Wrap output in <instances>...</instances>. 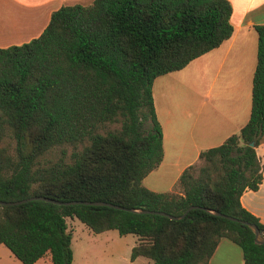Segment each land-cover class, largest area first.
<instances>
[{
    "label": "trees",
    "instance_id": "16d2710c",
    "mask_svg": "<svg viewBox=\"0 0 264 264\" xmlns=\"http://www.w3.org/2000/svg\"><path fill=\"white\" fill-rule=\"evenodd\" d=\"M228 0H91L61 4L38 35L0 46V200L43 195L57 200H105L171 214L189 204L264 223L241 205L261 168L255 146L264 139V21L256 23V61L248 118L219 144L203 148L177 177V191L141 182L160 161L161 129L151 82L227 38ZM117 127L106 128V123ZM12 139L13 152L4 144ZM249 141H253L250 145ZM68 156L40 161L56 145ZM93 232L115 229L137 241L128 257L152 264H207L224 236L245 264H264V241L239 221L192 207L181 218L108 205L29 199L0 204V243L23 264L46 252L50 264H71L65 217Z\"/></svg>",
    "mask_w": 264,
    "mask_h": 264
},
{
    "label": "crops",
    "instance_id": "0c3cea01",
    "mask_svg": "<svg viewBox=\"0 0 264 264\" xmlns=\"http://www.w3.org/2000/svg\"><path fill=\"white\" fill-rule=\"evenodd\" d=\"M228 1L230 35L183 67L159 74L151 82L162 147L159 163L141 180L151 190H174L179 173L197 161L201 149L219 144L248 118L256 61L253 25L264 21V0ZM75 2L87 4L91 0H0V46L38 35L53 9ZM255 152L262 163L261 179L255 189H244L239 201L264 223V139L255 146ZM136 241L134 235L132 244ZM40 260L50 264L49 253L31 264ZM149 260L143 255L129 259L130 264H150ZM207 264L245 263L240 247L221 236Z\"/></svg>",
    "mask_w": 264,
    "mask_h": 264
},
{
    "label": "rangeland",
    "instance_id": "374dc122",
    "mask_svg": "<svg viewBox=\"0 0 264 264\" xmlns=\"http://www.w3.org/2000/svg\"><path fill=\"white\" fill-rule=\"evenodd\" d=\"M191 73L190 76H193ZM118 123H106V128L117 127ZM9 153L13 152L12 139L5 137ZM72 146L69 144L56 145L40 155V161L55 160L62 155L66 158ZM200 163L199 160L195 164ZM180 190L177 187L173 191ZM67 229L71 232L70 248L72 252L71 264H130L128 254L133 243L134 234H118L115 229L93 232L76 217H65ZM150 261V260H149ZM0 264H23L2 243H0ZM33 264H42V261ZM44 264V262H43ZM145 264V263H143ZM150 264L152 262L150 261Z\"/></svg>",
    "mask_w": 264,
    "mask_h": 264
},
{
    "label": "water",
    "instance_id": "95a60500",
    "mask_svg": "<svg viewBox=\"0 0 264 264\" xmlns=\"http://www.w3.org/2000/svg\"><path fill=\"white\" fill-rule=\"evenodd\" d=\"M249 144L252 145L253 141H249ZM34 198L51 201V202H54L57 204L86 203V204H95V205H108V206H113L116 208L126 209V210L133 211V212L159 213V214L166 215L169 218H181L184 216V214L187 212L188 209H190L192 207H200V208H203L204 210L211 212L213 214L220 215V216L226 217L228 219L236 220V221H239L241 223L246 224L250 228V230L253 232V241L255 243H261L264 241V230L259 229L255 223L247 221L245 219L237 218V217L232 216V215L222 213L216 209H211V208H207V207H203V206L195 205V204H189L181 213L176 214V215L165 212L163 210L149 209V208H145V207H125V206L114 204V203H111V202L105 201V200H79V199L57 200V199H53L51 197H47V196H43V195H31V196H27L25 198L15 199V200H0V204H5V205L17 204V203L23 202L25 200L34 199Z\"/></svg>",
    "mask_w": 264,
    "mask_h": 264
}]
</instances>
